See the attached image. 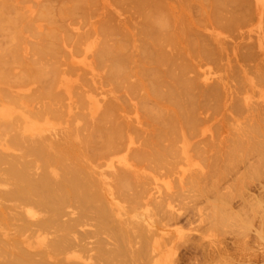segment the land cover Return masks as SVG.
Here are the masks:
<instances>
[{
    "label": "bare ground",
    "instance_id": "bare-ground-1",
    "mask_svg": "<svg viewBox=\"0 0 264 264\" xmlns=\"http://www.w3.org/2000/svg\"><path fill=\"white\" fill-rule=\"evenodd\" d=\"M263 16L264 0H0V264H145L182 219L185 154L264 145ZM160 170L176 192L154 195Z\"/></svg>",
    "mask_w": 264,
    "mask_h": 264
},
{
    "label": "rangeland",
    "instance_id": "rangeland-1",
    "mask_svg": "<svg viewBox=\"0 0 264 264\" xmlns=\"http://www.w3.org/2000/svg\"><path fill=\"white\" fill-rule=\"evenodd\" d=\"M257 23L255 19L242 28L246 36L248 32L252 38L258 39L257 33L261 35L262 32L258 30ZM231 40L229 38L233 44L234 38ZM254 42L257 43V40ZM82 47L85 48V45ZM78 54L74 57V61L78 62L76 66L81 69V62L82 68L85 67L83 71H86L91 66H86L85 61H92V55L86 54L85 59L82 53ZM250 74H255V70ZM100 89L102 94L93 89L91 95L106 98L103 94L105 86ZM254 90L257 99L264 91V85L257 83ZM233 125L236 127L232 122L227 127L224 125L225 130L221 127L219 133L230 138L229 130L231 133L236 130ZM245 126L241 124L240 127ZM223 131L228 134L225 135ZM253 139L259 141L262 138L255 136ZM219 158L213 165H207L206 156L203 158L194 151L185 154V209L179 208L183 212L182 219L178 224L173 222L162 227H157L154 219H149L154 224L153 228L157 227L154 229L158 233L156 238L162 242L157 248L152 245L148 248L149 259L145 264H264V145L244 156L227 152L223 158ZM218 163L226 166H218ZM234 163L238 167L235 168ZM163 171L152 173L153 176L157 175L156 179L151 177L149 180L155 196L177 191L175 185L178 182L174 179L178 177L177 174L167 177L162 174ZM196 173H200L202 178L194 180ZM170 185L172 188L169 189ZM176 203V207H180V200ZM142 208L146 210L142 206L138 211ZM177 229L185 232L184 237L178 234Z\"/></svg>",
    "mask_w": 264,
    "mask_h": 264
}]
</instances>
